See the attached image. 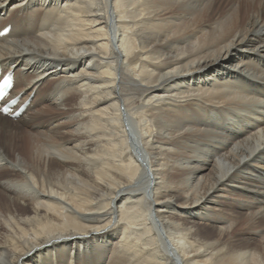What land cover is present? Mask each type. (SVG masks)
<instances>
[{"label":"bare ground","instance_id":"1","mask_svg":"<svg viewBox=\"0 0 264 264\" xmlns=\"http://www.w3.org/2000/svg\"><path fill=\"white\" fill-rule=\"evenodd\" d=\"M0 73V264H264V0H0Z\"/></svg>","mask_w":264,"mask_h":264},{"label":"rangeland","instance_id":"2","mask_svg":"<svg viewBox=\"0 0 264 264\" xmlns=\"http://www.w3.org/2000/svg\"><path fill=\"white\" fill-rule=\"evenodd\" d=\"M25 110V109H24ZM24 110L18 115L16 116V119L19 118V116L24 112ZM6 116V114H4ZM9 117L8 118H12V117H15V116H12V115H8ZM20 123V124H19ZM21 125V126H20ZM13 126V127H12ZM24 126L23 122H15L13 124L10 125V127H12L14 130L15 129H18V128H22ZM29 128V127H28ZM211 206H214V205H211ZM214 207H217L218 206H214ZM240 211V210H238Z\"/></svg>","mask_w":264,"mask_h":264}]
</instances>
